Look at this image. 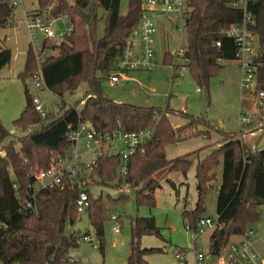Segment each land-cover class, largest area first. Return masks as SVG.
I'll return each mask as SVG.
<instances>
[{"label": "trees", "instance_id": "16d2710c", "mask_svg": "<svg viewBox=\"0 0 264 264\" xmlns=\"http://www.w3.org/2000/svg\"><path fill=\"white\" fill-rule=\"evenodd\" d=\"M13 0H0V28L15 27ZM37 11L50 7L55 19L67 18L74 26L71 35L62 41L44 40L43 50L50 52L41 63L45 89L62 100L57 113L50 112L42 118L34 104V98L26 89V106L14 127L33 132L17 138L0 150V263L1 264H79L71 262L70 252L77 249L83 235L80 231L67 232L80 219L76 202L84 190L89 197L87 211L90 227L99 240V249L105 251V227L116 215L113 209L130 203L131 198L121 192L118 198L102 196L95 198L92 187H110L123 191L129 187L135 191L138 207L157 206L155 193L161 183L152 176L167 168L169 172H180L187 176L194 162L187 157L169 160L166 149L183 141L185 129H197L198 136L210 140L212 133H218L220 140L204 149L219 146L217 151L198 160L196 170L197 202L192 210L184 209L183 221L190 231L197 233L198 225L205 211V201L213 189L211 172L222 160L221 184L216 192L217 225L210 235V252L217 256L227 248L233 239L245 236L250 227L264 218V148L253 151L243 138L244 125L237 133L214 131L208 119L167 107H141L117 102L103 92L105 82L117 71L116 61L120 57L124 42L139 23L141 0H130L128 11L121 13L122 0H36ZM94 2V23L90 25L82 15ZM240 0H190L183 26L190 29L192 41L185 57L187 70L201 90L207 94L210 104L211 81L223 68L222 63L236 61L239 47L232 38L223 35L228 28L248 23L258 39L257 90H264V0H246L245 8L237 7ZM105 12V33L97 38V10ZM88 26L91 48L79 50L81 37L77 29ZM85 38V36H84ZM86 41V39H85ZM221 42V47L216 46ZM1 44V39H0ZM13 59L8 48L0 50V73ZM171 52H166L163 63L173 64ZM38 57L29 46L25 68L18 79L25 82L33 78L38 70ZM180 66H176L180 70ZM176 78H173V83ZM82 84L88 91L79 103L69 105L65 95L75 93ZM82 108H80V106ZM176 115L189 121L188 127L175 129L169 118ZM263 119V117H262ZM88 125L99 137L117 131L139 132L154 130L155 137L128 160V173L121 172L122 159L119 154L100 156L90 173L81 181L65 179L62 188L39 189L33 199L34 209L22 207L34 192V172L46 171L56 160L55 156L67 159V152L73 147L70 133L80 125ZM11 134L0 121V144ZM16 144L20 149H16ZM202 149V150H204ZM202 152V151H199ZM193 155H189V158ZM198 159H199V155ZM172 187L174 183L168 180ZM81 187V188H80ZM120 228L122 217L117 216ZM131 246L127 264H149V257L163 254V248L142 246L143 238L155 237L165 242L161 229L154 217H130ZM98 248V247H97ZM184 251V250H180ZM183 264H188L183 262Z\"/></svg>", "mask_w": 264, "mask_h": 264}, {"label": "rangeland", "instance_id": "374dc122", "mask_svg": "<svg viewBox=\"0 0 264 264\" xmlns=\"http://www.w3.org/2000/svg\"><path fill=\"white\" fill-rule=\"evenodd\" d=\"M245 1L240 0V5L244 6ZM129 2L130 0H122V14L128 11ZM36 7V0H23V6L15 8V16L19 21L15 25L17 29L11 32L12 43L20 41L25 44L24 48H29L31 38L23 21V8L29 10ZM82 15L90 25L94 23V2L82 12ZM97 17V38L101 39L105 33V12L102 9H98ZM156 23L158 26L156 51L158 61L162 64L166 52L176 53L180 47L187 48L192 41V36L190 35V29L183 26L176 14L168 17H159ZM68 26L69 21L67 18L58 19L53 26V31L55 34L66 32ZM8 29L11 30V28L0 30V35L5 36L7 31L9 32ZM88 29L87 25L77 29L78 35L81 37L80 43L77 45L79 50L91 48ZM43 40V36H40L35 45L42 43ZM47 55H50V52ZM176 63L180 64L181 62L177 60ZM222 65L223 68L218 76L211 81L209 105L206 92L198 88L188 71L183 78L175 82L180 84V86L176 84L170 85L171 72L168 68H156L150 72H130L127 74L129 79L127 81L124 80L119 86H112L108 80L103 86V92L111 99L125 104L157 107L162 110L169 107L174 111H182L195 116L202 115L208 119L214 131L217 130L223 133H237L241 128L242 119L249 118L250 124L244 125L243 138L251 147L256 146L258 150H262L264 148V108L259 107L257 103L250 102L249 97L252 99L256 98L253 91L243 90L241 92L242 68L240 63L238 61H227L223 62ZM18 68L19 63L15 59L0 73V121L11 134L8 140L0 144V150H3L6 145L14 142L17 138L34 131V129H17L13 124L14 121L20 118L25 109L26 89L29 90L32 96H40L43 99L44 108L49 113L59 109L62 104V100L49 90L36 88V81L33 78H28L25 82L19 80L17 75H14ZM137 82L142 84L161 83L162 86L150 87L130 93L116 92L119 88L130 87ZM87 91L88 86L82 84L75 93L66 94L64 101L74 106L83 100ZM169 93L172 95L171 98H168ZM173 95H177L180 98L177 99ZM169 118L173 127L175 128L176 126L175 129L189 126V121L184 118L176 115H170ZM182 138V142L166 149L167 158L174 160L187 157L194 164L187 176H183L180 172H169L167 168L152 176V180H157L161 183V188L155 193L156 207H138L135 200V191L127 186L124 187L123 191L104 186H90L95 198L102 196L103 200L107 202L109 196L116 199L123 192L131 198V201L125 206L121 205L113 209V213L116 216L122 217V229L120 234H115L113 233L114 223L110 221L106 225L104 253L99 249V240L94 230L90 227L88 215H81L78 222L72 229L69 228L67 232L80 231L82 234L88 233L92 237L93 243L90 245L81 242L77 249L70 252V257L77 260L79 264H127L131 246L130 217H154L157 226L161 229L165 242L155 237L143 238V247L164 249L163 254L151 256L149 264H177L174 259L180 250H184L187 261H189L188 264H190L195 245L205 253L209 251L212 230L205 229L206 232L202 237H199V234L193 231L187 232L182 212L184 209L192 210L195 208L197 202L196 166L198 160H203L204 154L210 155L219 149V146L204 148L214 144L216 141L218 142L220 137L218 133L213 132L211 139L208 140L204 136H198L197 129L193 128L185 129L182 132ZM85 144L86 141L82 139L79 143L78 153L82 156V163L91 164L93 154L87 149ZM15 147L17 150L20 149L19 144H16ZM118 150L119 148L117 147L108 152L104 150V152L109 155H115ZM97 152L101 151L98 150ZM189 155L193 156L189 158ZM197 155H199V159ZM66 156L67 159H70L71 152L68 151ZM58 157L59 155L55 156V159H58ZM222 169L223 165L220 158V164L211 172L214 188L210 189L207 194L206 209L202 214V218L211 219L214 222L217 221L216 192L221 184ZM168 180L174 183L175 188L171 186ZM262 210L264 212V206ZM250 231H254L257 237H263L264 218L256 225L250 227ZM92 245H96L98 248L94 250ZM256 248L262 258H264V242H258Z\"/></svg>", "mask_w": 264, "mask_h": 264}, {"label": "built area", "instance_id": "2783aa9c", "mask_svg": "<svg viewBox=\"0 0 264 264\" xmlns=\"http://www.w3.org/2000/svg\"><path fill=\"white\" fill-rule=\"evenodd\" d=\"M190 0H141L142 13L137 26L133 29L129 37L125 40L122 53L116 61L117 71L111 76L109 82L112 86H119L124 80L129 78L127 74L136 71H153L156 68H168L171 72L170 85H175L176 81L183 78L187 70L188 60L185 57L187 48L180 47L176 53H172L175 57L173 64L165 66L158 61L156 51V37L158 34L157 19L160 17H168L172 14L178 16V20L181 23L184 20L185 13L188 11ZM23 4L22 0H13L12 5L14 8H18ZM241 7V5H237ZM245 8V5L242 6ZM50 7L44 12H31L25 13L24 22L27 31L31 38V44L35 55L38 57V70L34 76L36 81V88L42 89L45 87L43 81V74L41 70V63L45 61L48 56L47 52L43 50L44 40L62 41L65 37L71 35L74 31V26L69 25L66 32H59L55 34L53 26L58 19L53 18L50 15ZM251 22L250 18H247L243 24L236 25L228 28L223 32V35L232 38L239 47V53L237 60L242 68V79L240 82V88L242 90L253 91L255 94V103L261 108H264V90L258 91V75L257 65L255 59L258 55L259 44L255 34L250 31L248 23ZM43 36L42 43L35 45V42L39 40V37ZM216 46L221 47V42H217ZM180 60V64L176 61ZM176 66H180V70L176 69ZM176 78L173 83V78ZM180 86V84H176ZM171 93L168 94V98H171ZM173 97L179 99L177 95ZM34 104L37 111L42 118H46L48 112L44 108V104L38 97L34 98ZM58 112V109L53 111ZM249 118L242 119V125L249 123ZM155 137L154 130H142L139 132H123L117 131L104 137H99L97 133L88 125H80L75 131L70 133L69 139L73 144L71 149L70 159L58 157L50 168L46 171L34 172L35 178L34 192L30 199H26L22 207L26 210L34 209L33 199L35 193L39 189L46 188H62L65 185V179L70 178L73 180L81 181L84 175L90 173L93 166L96 164L97 159L100 156H105L107 152L113 148H119L117 154L122 159L121 172L123 175L128 173V160L131 156L138 152L144 151V146ZM84 139L86 141V147L92 152L93 158L91 164L82 163V156L78 153V147L80 141ZM100 150L101 152H97ZM252 150L260 151L257 147L253 146ZM81 188V187H80ZM78 214H87L90 207V201L88 194L82 190L79 193V197L76 202ZM111 221L114 223L113 233L119 234L121 228L117 223V216L113 215ZM217 222L211 219H201L198 225L199 237L205 234V229L214 230ZM186 231L190 232L189 227L186 226ZM264 242V236L256 237L254 231H249L245 236L235 238L230 245L225 248L219 255L215 256L210 252H203L194 246L193 262L192 264H264V258H262L256 245L258 242ZM81 242L85 244H92V237L83 235ZM94 249H97L96 245H92ZM186 256L184 251H179L176 254V259L183 260ZM71 262L74 260L70 259Z\"/></svg>", "mask_w": 264, "mask_h": 264}, {"label": "crops", "instance_id": "0c3cea01", "mask_svg": "<svg viewBox=\"0 0 264 264\" xmlns=\"http://www.w3.org/2000/svg\"><path fill=\"white\" fill-rule=\"evenodd\" d=\"M23 1V0H22ZM22 6H23V4H22ZM37 8L38 7H36V8H31V9H24L23 8V21H24V18H25V13L26 12H30V11H32V12H36L37 11ZM14 21H15V25H16V23L19 21V19H17L16 18V16H15V19H14ZM22 21V22H23ZM17 29V26H15L14 28H11V30L10 29H8L9 30V32L7 31V33L5 34V36H1L0 35V39H1V44H0V50H2V49H4V48H8V49H10L11 51H12V54H13V59H12V61L13 60H17V62L19 63V68H18V70L15 72V76L17 75V77H18V75L20 74V73H22L23 72V70H24V68H25V63H26V57H27V52H28V49H26V48H24V43L22 44L20 41H17V42H15V43H12V39L10 38V36H11V32L12 31H14V30H16ZM0 30H3V29H1L0 28ZM6 30V29H5ZM14 33V32H13ZM12 63V62H11ZM241 90V92L243 91L242 89H240ZM244 99V98H243ZM41 100H42V102H43V99L41 98ZM249 100H250V102H254V104H255V101H254V99H252V98H250L249 97ZM44 103V102H43ZM49 113V112H48ZM248 124H250V122L248 123ZM247 124V125H248ZM175 126V125H174ZM175 128H176V126H175ZM244 130V129H243ZM253 136V135H252ZM211 138V137H210ZM253 147V146H252ZM256 147V146H255ZM205 155H207V154H204V157L203 158H205ZM121 233V232H120ZM119 233V234H120ZM257 237V236H256ZM261 236H259V238H260ZM92 249H94L93 247H92ZM94 250H96V249H94ZM71 259L72 260H74V261H76V262H78L77 260H75V259H73L72 257H71ZM149 259H150V257H149ZM149 259H148V261H149ZM175 262L177 263V264H183V262H187V263H189V261H187V257L185 256L184 257V259L183 260H178V259H176V255H175ZM160 262V261H159ZM192 262H193V255H192V257H191V262H190V264H192ZM163 264V263H162Z\"/></svg>", "mask_w": 264, "mask_h": 264}, {"label": "water", "instance_id": "95a60500", "mask_svg": "<svg viewBox=\"0 0 264 264\" xmlns=\"http://www.w3.org/2000/svg\"><path fill=\"white\" fill-rule=\"evenodd\" d=\"M155 86H162L161 83L156 84V83H149V84H142V83H134L132 86L130 87H124V88H119L116 90V92L118 93H130V92H136L138 90H143V89H147L150 87H155Z\"/></svg>", "mask_w": 264, "mask_h": 264}]
</instances>
